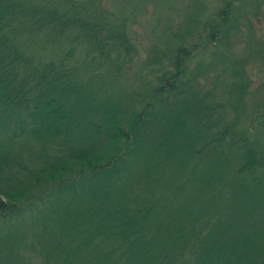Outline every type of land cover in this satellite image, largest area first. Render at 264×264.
I'll list each match as a JSON object with an SVG mask.
<instances>
[{"label":"trees","instance_id":"trees-1","mask_svg":"<svg viewBox=\"0 0 264 264\" xmlns=\"http://www.w3.org/2000/svg\"><path fill=\"white\" fill-rule=\"evenodd\" d=\"M239 1L207 35L221 74L182 42L125 80L124 19L0 0V264H264V49L229 46Z\"/></svg>","mask_w":264,"mask_h":264},{"label":"rangeland","instance_id":"rangeland-1","mask_svg":"<svg viewBox=\"0 0 264 264\" xmlns=\"http://www.w3.org/2000/svg\"><path fill=\"white\" fill-rule=\"evenodd\" d=\"M106 14L111 22L124 19L128 35L133 44L131 57L126 63V78L140 77L155 79L158 61L167 63L182 42L188 46H200L191 59L190 67L194 69L199 63L203 67L210 64L211 75L222 73V37L207 40L210 25L222 20V9L225 0H91ZM235 13H241L239 22L232 29L234 35L230 45L234 52L242 54L243 50L252 53L264 49V0H240ZM230 26V27H232ZM192 33L186 40H181L187 31ZM260 45V46H259ZM256 55V54H254ZM259 58L258 55L255 56ZM255 60V59H254ZM251 77L250 93H264V69L258 62L248 65ZM222 76V75H221ZM204 87H209L213 79H201ZM126 82V81H125ZM250 105L257 99L250 96ZM252 106V105H251ZM32 264H41L39 258L29 257Z\"/></svg>","mask_w":264,"mask_h":264}]
</instances>
